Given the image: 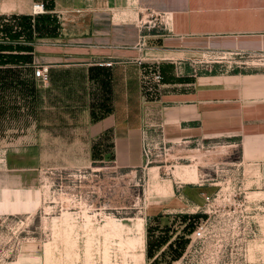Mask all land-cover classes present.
<instances>
[{
    "label": "crops",
    "instance_id": "crops-1",
    "mask_svg": "<svg viewBox=\"0 0 264 264\" xmlns=\"http://www.w3.org/2000/svg\"><path fill=\"white\" fill-rule=\"evenodd\" d=\"M36 1L44 12L32 13ZM151 12L158 26L146 21ZM207 51L264 53V0H0V131L9 137L21 130L34 150L84 148L86 141L95 150L108 142L113 161L125 167L144 163V128L168 142L210 140L216 145L209 151H238L247 194L262 201L264 69L193 73L190 61ZM151 57L165 72H179L158 90L143 88L136 74ZM166 59L172 64L160 62ZM38 64L50 65L46 81L34 76ZM5 70L20 76L7 78ZM92 85L108 95L102 115ZM16 98L30 110L22 128L7 121L15 120ZM97 137L101 144L92 142ZM26 144L7 138L0 150ZM208 185H181L184 207L198 199L193 191L203 203L217 190L216 182ZM14 195L1 194L0 212L37 202ZM252 246L251 264H264V214Z\"/></svg>",
    "mask_w": 264,
    "mask_h": 264
},
{
    "label": "rangeland",
    "instance_id": "rangeland-1",
    "mask_svg": "<svg viewBox=\"0 0 264 264\" xmlns=\"http://www.w3.org/2000/svg\"><path fill=\"white\" fill-rule=\"evenodd\" d=\"M155 17L147 18L153 23ZM157 60L151 57L146 67H137L143 88L158 90L167 75L176 74V69L165 72ZM190 62L195 74L264 69V53L207 51ZM5 71L7 78L20 76ZM97 88L93 91L102 115L108 95ZM16 100L15 120L7 121L20 128L30 125L29 106ZM20 133L8 137L0 131V145L7 138L28 143L24 149L0 150V196L6 191L14 198L19 190L23 202H37L26 211L0 212V264H171L182 255L201 217L193 212L201 204L199 196L193 191L198 199L189 198L184 207L181 185L209 186L232 169L243 175L235 165L238 151H209L216 145L210 140L179 144L153 133L143 165L125 167L113 161L108 142L95 150L89 141L84 148L34 150L29 136ZM193 168L195 179L188 177ZM262 187L258 183V190ZM262 214L264 200L258 199Z\"/></svg>",
    "mask_w": 264,
    "mask_h": 264
},
{
    "label": "built area",
    "instance_id": "built-area-1",
    "mask_svg": "<svg viewBox=\"0 0 264 264\" xmlns=\"http://www.w3.org/2000/svg\"><path fill=\"white\" fill-rule=\"evenodd\" d=\"M45 10L42 1L34 2L32 13L39 14ZM150 15L155 13L151 12ZM146 21L151 24L149 19ZM153 26H158V21H154ZM138 62L141 63L142 59L139 58ZM99 64L112 65V61ZM49 72V64H38L34 67L37 80L46 81ZM155 77L161 79L160 74ZM157 135L166 141L162 135ZM151 136L148 129L144 128V158L148 157ZM232 170L233 173L226 174L222 180L216 181L215 192L205 195L203 203L196 205L193 212L201 214L200 220L189 235L182 255L171 264L252 263V244L258 238V198L247 194V189L243 187V175L235 169Z\"/></svg>",
    "mask_w": 264,
    "mask_h": 264
},
{
    "label": "bare ground",
    "instance_id": "bare-ground-1",
    "mask_svg": "<svg viewBox=\"0 0 264 264\" xmlns=\"http://www.w3.org/2000/svg\"><path fill=\"white\" fill-rule=\"evenodd\" d=\"M188 173H189L188 174L189 175L188 177H190L191 179H195L196 178V175L194 174V168H193V170L191 169L190 172H188Z\"/></svg>",
    "mask_w": 264,
    "mask_h": 264
}]
</instances>
